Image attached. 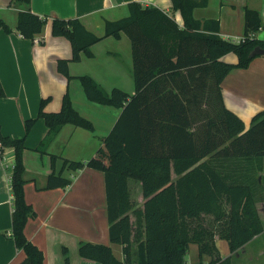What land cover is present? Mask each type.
<instances>
[{
	"label": "trees",
	"instance_id": "obj_1",
	"mask_svg": "<svg viewBox=\"0 0 264 264\" xmlns=\"http://www.w3.org/2000/svg\"><path fill=\"white\" fill-rule=\"evenodd\" d=\"M25 4L18 12L15 29L26 38L44 30L48 17L31 9V0H11ZM172 11L133 1L129 15L107 21L105 34L88 30L78 18L53 17L51 33L66 37L71 58L59 59L58 70L71 78L69 62L83 54L92 56V46L105 36L130 38L133 51L136 93L120 88L107 91L89 75H82L88 99L121 108L110 134L87 163L105 173L107 216L112 242L123 246L119 259L111 246L81 241L80 255L101 264H188L186 254L197 244L200 263L232 264L223 258L216 235L238 252L256 235L264 232L257 202L262 199L258 184L264 160V111L246 129L241 117L230 110L222 95V81L235 67L247 68L263 54L264 39L251 35L261 26L258 12L247 10L246 34L239 41L220 34L217 19L200 20L194 9L208 0H172ZM180 10L183 25L174 12ZM13 31L3 18L0 29ZM237 62L226 61L228 53ZM6 96L0 82V97ZM49 98L42 99L38 116L25 120L21 137L4 135L0 123V160L4 147H13L15 160L11 174L13 194L12 237L25 252L18 264H44V252L28 239L25 227L35 215L25 195L23 153L26 138L38 118H44L48 132L37 147L43 149L65 124L94 130L65 94L61 109L45 111ZM53 163L55 155L51 156ZM74 171L83 161L64 159ZM173 173L176 178H173ZM130 178L141 183L143 204L132 196ZM72 177L52 172L46 188L67 187ZM211 215L214 223L204 220ZM134 216V220L132 219ZM65 264H70L64 248Z\"/></svg>",
	"mask_w": 264,
	"mask_h": 264
},
{
	"label": "crops",
	"instance_id": "obj_2",
	"mask_svg": "<svg viewBox=\"0 0 264 264\" xmlns=\"http://www.w3.org/2000/svg\"><path fill=\"white\" fill-rule=\"evenodd\" d=\"M133 1L168 12L173 6L172 0H31L32 11L48 17L43 32L37 35L41 41L36 43L15 29L18 12L26 5L0 0V18L14 28L11 32L0 29V82L6 93L0 97L3 134L23 136L25 120L38 116L42 99L49 98L44 110L54 112L61 109L66 93L74 107L94 124L92 131L65 124L52 141L38 150L48 132L44 118H38L26 138L25 195L35 215L28 220L25 234L43 250L44 264H65L64 248L69 252L70 264H101L80 255L81 241L109 245L119 259L124 258L123 246L112 242L109 235L105 173L87 164L103 145L122 109L88 99L79 77L89 75L107 91L120 88L135 94L132 44L124 32L118 38L105 36L92 46V56L83 54L79 61L69 62V78L58 70V60L72 57V45L66 37L52 35L51 21L53 17L78 18L88 30L103 36L107 21L128 16L129 3ZM248 9L258 12L262 20L253 32L254 37L264 39V0H208L206 6L194 9V16L200 20H219L220 34L239 41L246 34ZM173 14L183 25L180 10ZM223 58L238 61L233 52ZM221 86L226 106L249 128L253 118L264 111V56L254 58L247 68H233ZM52 155L56 156L54 163ZM64 159L83 161L85 166L74 171L64 164ZM14 160V148L4 147L0 160V264H18L25 257L11 235ZM54 171L72 177V182L67 187L46 188L48 177ZM259 175L258 189L263 198L257 207L264 224V166ZM172 176L176 178L175 173ZM137 182L140 190L136 196L144 201L141 183ZM216 245L222 249L223 258L231 256L232 259L234 255L252 264H264V232L233 254L228 241L218 235ZM209 260L210 256L206 255L200 264H208Z\"/></svg>",
	"mask_w": 264,
	"mask_h": 264
},
{
	"label": "rangeland",
	"instance_id": "obj_3",
	"mask_svg": "<svg viewBox=\"0 0 264 264\" xmlns=\"http://www.w3.org/2000/svg\"><path fill=\"white\" fill-rule=\"evenodd\" d=\"M130 186H131V190L134 194V198H135V202L137 204V206H141L142 205V202H143V198H141L140 196H136V194H138L139 190H140V186L138 184L137 181H135L134 179H130ZM132 219L134 220V216H132ZM204 220L206 222H209V223H214L213 222V218L211 215H205L204 216ZM222 249H219V252L221 251ZM186 260L187 262H190V264H200V261L198 260V249H197V244L195 243H191L190 244V247H189V250H188V253L186 254ZM234 261L236 264H247L251 261H248V260H243L242 258L241 259H237L235 258V256L233 255L232 256V259H231V263L234 264ZM252 264V262H251Z\"/></svg>",
	"mask_w": 264,
	"mask_h": 264
},
{
	"label": "water",
	"instance_id": "obj_4",
	"mask_svg": "<svg viewBox=\"0 0 264 264\" xmlns=\"http://www.w3.org/2000/svg\"><path fill=\"white\" fill-rule=\"evenodd\" d=\"M253 53H259L264 55V49L263 48H257L253 51Z\"/></svg>",
	"mask_w": 264,
	"mask_h": 264
},
{
	"label": "built area",
	"instance_id": "obj_5",
	"mask_svg": "<svg viewBox=\"0 0 264 264\" xmlns=\"http://www.w3.org/2000/svg\"><path fill=\"white\" fill-rule=\"evenodd\" d=\"M251 35H253L254 36V34L252 33ZM243 38V37H242ZM241 38V39H242ZM33 40H34V42H39V41H41V39L38 37V36H36L35 38H33Z\"/></svg>",
	"mask_w": 264,
	"mask_h": 264
}]
</instances>
